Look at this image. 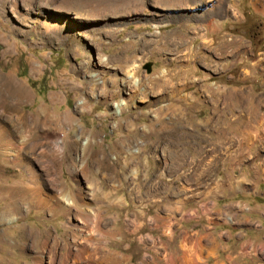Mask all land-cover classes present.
<instances>
[{
	"label": "rangeland",
	"instance_id": "1",
	"mask_svg": "<svg viewBox=\"0 0 264 264\" xmlns=\"http://www.w3.org/2000/svg\"><path fill=\"white\" fill-rule=\"evenodd\" d=\"M124 1L0 4V77L26 87L29 98L18 109L54 112L62 147L50 176L45 157L17 165L0 153V183L25 182L31 167L45 193L63 186L71 194L75 181L87 191L97 227L116 234L88 240L91 256H69L63 264H108L107 249L127 258L119 264H163L165 252L180 256L179 241L205 230L225 249L202 251L199 264H264V143L243 145L232 134L242 129V116L234 118L238 97L220 94L242 90L264 111V0L191 7L144 0L119 10ZM202 31L210 43L201 44ZM0 104L13 103L3 96ZM9 114L0 107V126H9ZM15 202L0 197V213L14 214L10 222L0 217V264H32L34 249L20 250L18 242L46 231L65 238L66 219L31 201L17 214ZM91 218L86 223L94 227ZM92 234L98 236L94 228ZM78 242L68 245L70 253Z\"/></svg>",
	"mask_w": 264,
	"mask_h": 264
},
{
	"label": "bare ground",
	"instance_id": "2",
	"mask_svg": "<svg viewBox=\"0 0 264 264\" xmlns=\"http://www.w3.org/2000/svg\"><path fill=\"white\" fill-rule=\"evenodd\" d=\"M3 1L4 0H0V4ZM143 1L144 0H125L123 5L119 7V10L122 9L126 11L127 9L130 8L133 9L138 5H141ZM152 1L161 5L162 7L165 6L178 7L186 4L191 7L196 3L203 4V0H152ZM203 9L207 10L210 8L209 6H206ZM208 11L202 10L200 11V13L204 15L205 13L208 14ZM209 19L206 18L205 20L207 25H209L212 28V26L215 24L211 22V19L210 20ZM194 36H196L195 33ZM199 36L201 37V44L210 43L209 42L210 40L209 41L207 40V36L203 31L199 34ZM220 94H226V95L234 94L235 96L238 97V98L236 97L237 99L235 100V102H233V105L239 108V112H236L237 114L235 113L234 118L235 117L237 118L239 115L242 116L241 124H240V127L242 129H235L234 130L235 132H233L232 134L234 136H237L239 140L241 139L243 145L247 144V142H249L250 140L252 141V143L255 140L264 143V111H261L262 102L260 103V105L258 104L250 105L248 103V100L246 99L247 96L246 97L244 96L242 90L230 91V90L221 89ZM3 96L9 98L13 103L7 107L6 105L0 104V107L6 110L8 114L10 113L9 117L7 118L9 122V126L7 127L0 126V153L2 154L4 160L8 163L18 165V163L20 164V162H22V160L26 158L29 159L33 158L35 160H38L42 157H45L46 159H49L50 162H52L49 163L50 167H46L45 169L46 176H50V174L54 172V168H56L57 164H59L56 159L57 158L56 150L58 149L62 150L60 143L54 138V121L56 119V115L54 114V112L50 111L49 109L43 106H38L35 110V113L33 114H28L18 109L15 105L20 104L29 98V94L26 87L18 83L17 81L16 82L12 80L7 81L0 77V98ZM77 140H78L77 136L70 138V140L66 144L67 149H69L72 145H74ZM69 161L70 160L66 162L67 163L66 168L68 172L70 171V173L72 174L73 169L71 168V161L70 163ZM25 168L27 173L26 181L13 182L10 184L0 183V197L2 196H4L5 198L10 197L16 200L17 205L19 207V208L17 207L18 209L17 208L15 209V212H17V214L21 212L20 211L21 203L23 202L30 203L31 201L34 203V205L37 208L52 211L50 212L51 214L53 212H56L58 214H63L66 219L64 224V229L65 232L67 233V237L65 238H60L55 234H53L52 232L46 231L40 236H38V234L33 235L29 233L28 235L29 237L27 236V239L22 238L18 242V248L20 250L24 251L25 249L28 248H31L32 250L34 249L32 264H44V262H46L47 264H52L53 261L54 264H56V262L58 264H63L68 259L69 256L71 257L73 256V259H77V258L81 259V257H84L86 253L88 256H91V253L87 252V248H86V242L88 240H93V241L96 240L97 242L99 241L100 239L99 237L101 236V234L108 235L110 238L115 237L114 235L116 234L115 233L116 230L114 227H111L106 230H102L99 226L97 227L98 214L92 211L91 208L88 206V203L85 201L86 199L85 196H88V193L86 190H84L86 191L84 192L83 189L79 187L77 181L74 180L75 190L71 194H66L64 192L63 186L62 187L58 186L59 188L57 193L48 194L45 193V190L43 191V188H41L40 186L41 182L39 183V174L37 173V171H35L31 167H25ZM53 179H51L52 182H54ZM90 191L92 196H94L97 193L96 187H94V189ZM72 214L74 215L75 218L81 220L80 224L74 223L72 221V217H73ZM0 217L5 222H10L14 219V214L12 215L10 211H4L0 213ZM91 217H93V220L91 221H93L94 227L93 225L90 226V223H86L88 218L90 219ZM93 228H94V232L98 234V236L96 235L97 237H95L92 234ZM72 231H75L76 233L78 232V235L75 236V238L79 239V242L76 246V252L74 253L73 252L70 253L68 249V245L76 240L74 239L73 236L72 239L69 238V235L72 234ZM160 245L162 244L160 243ZM204 246H202L198 241H192V242L188 240L180 241L179 247L181 249V255L177 256L176 253H170L166 250L167 252H165V255L163 256L164 259L163 264H199L196 260V256L201 254L202 251H206L207 253L211 254L212 250L215 247V245L213 247L206 246L207 248H205ZM104 259L105 262L108 264H119V262L124 263L127 260L126 257L123 258L122 255L117 254L116 252L108 249L105 250Z\"/></svg>",
	"mask_w": 264,
	"mask_h": 264
},
{
	"label": "crops",
	"instance_id": "3",
	"mask_svg": "<svg viewBox=\"0 0 264 264\" xmlns=\"http://www.w3.org/2000/svg\"><path fill=\"white\" fill-rule=\"evenodd\" d=\"M186 6V5H185ZM263 11H264V8H263ZM203 26H205V25H203ZM186 240H188V241H198L202 246H204V244H205V248H207V247H213L214 245H215V247L214 248H216L217 246H219L218 248H216L215 250L213 249L212 250V254H209V255H214L215 254V252L218 250V249H220V248H223V249H225V247L222 245V244H218V242H216V241H214V239H215V234L213 233V232H211V231H208V230H205V231H202V232H200V233H197L196 235H195V237L194 238H190V239H187L186 237H184ZM180 242V241H179ZM201 242H203V243H201ZM207 242V243H206ZM207 244H209V245H207ZM246 244H248V242L246 241V242H243L242 243V245H241V248H243L244 247V245H246ZM212 245V246H211ZM207 246V247H206ZM205 253H206V251H204ZM209 255H207V257L209 256ZM215 264H220L219 262H214Z\"/></svg>",
	"mask_w": 264,
	"mask_h": 264
},
{
	"label": "water",
	"instance_id": "4",
	"mask_svg": "<svg viewBox=\"0 0 264 264\" xmlns=\"http://www.w3.org/2000/svg\"><path fill=\"white\" fill-rule=\"evenodd\" d=\"M146 70H147V72H150V64L146 65Z\"/></svg>",
	"mask_w": 264,
	"mask_h": 264
}]
</instances>
